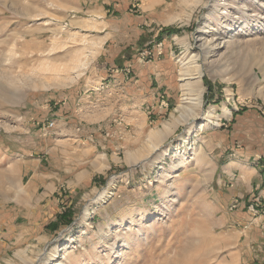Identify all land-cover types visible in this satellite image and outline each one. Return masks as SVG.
Listing matches in <instances>:
<instances>
[{"label":"rangeland","instance_id":"rangeland-1","mask_svg":"<svg viewBox=\"0 0 264 264\" xmlns=\"http://www.w3.org/2000/svg\"><path fill=\"white\" fill-rule=\"evenodd\" d=\"M230 35L235 42L226 45ZM185 61L190 96L201 93L198 115L186 120L188 110L179 108L189 106L182 87L188 80L180 79ZM136 68L168 70L175 97L133 142L123 141L134 118L110 115L89 125L105 137L89 153L94 184L78 195L72 222L20 258L27 264H264V244L255 249L247 242L248 227L264 223L263 201L247 205L261 220L239 225L221 218L215 201L216 165L248 152L244 159L264 168V0H0V177L19 180L16 166L8 172L7 165L17 148L37 144L26 130L43 105L100 87L115 70L129 78ZM90 100L96 109L100 99ZM224 108L231 110L227 117ZM207 111L220 115L219 125L199 127ZM44 120L43 129L54 131L55 120ZM137 147L151 151L136 153Z\"/></svg>","mask_w":264,"mask_h":264},{"label":"crops","instance_id":"crops-1","mask_svg":"<svg viewBox=\"0 0 264 264\" xmlns=\"http://www.w3.org/2000/svg\"><path fill=\"white\" fill-rule=\"evenodd\" d=\"M159 70L136 68L129 78L115 70L100 87L84 89L78 94L73 90L57 102L43 105L45 110L40 114L43 118L34 116L26 130V135L37 144L28 151L17 148L7 165L8 172L11 164L16 166L19 180L11 183L0 177V264L13 261L27 264V260L20 258L22 251L30 246L38 250L73 218L81 190L94 184L91 180L96 174L95 164L89 155L105 138L98 131L91 133L92 122L117 114L134 118L130 135L123 141L133 142L142 135L152 115L164 113L168 98L175 97V87L164 76L169 71ZM91 98L100 99L96 109L91 107ZM84 112L89 113L85 118ZM45 118L55 120L54 131L43 129ZM81 121L85 130H76ZM111 141L118 142L116 138ZM148 150L151 151L145 147L140 153L141 148L137 147L136 153ZM247 153H243L245 158ZM239 156L240 153L215 168V201L220 217L231 218L238 225L239 221L244 223L250 218L261 220L257 210L251 212L247 208L250 202L262 200L264 206V168L252 167ZM258 225L261 228L248 227L247 242H252L255 249L264 244V239L256 236H264V223Z\"/></svg>","mask_w":264,"mask_h":264},{"label":"bare ground","instance_id":"bare-ground-1","mask_svg":"<svg viewBox=\"0 0 264 264\" xmlns=\"http://www.w3.org/2000/svg\"><path fill=\"white\" fill-rule=\"evenodd\" d=\"M259 3V2H258ZM244 7H245V4L244 3H242V7H241V10L242 9H244ZM235 35H230L228 38H227V40L225 41V43H226V45H230V44H232V43H234L235 42ZM223 40V39H222ZM212 43V42H211ZM95 45L96 44H93V46L91 47V49H93V48H95ZM208 45V43H207V41H203L202 43H201V45H200V48L201 49H204V53L206 54H208V53H210L211 52V48L208 50H206V46ZM223 45V44H222ZM218 46H219V43L217 42L215 45H213L212 44V47L215 49V47H216V49L218 48ZM206 47V48H205ZM214 50L215 51V53H214V55L216 54V52H217V50ZM192 56H195V54H192ZM180 79L182 80V81H184L185 79L186 80H188V81H186V82H184V83H182V87H183V89H184V93H185V95H189V97L187 98L188 99V103H189V106H187V105H183V104H179V108H180V110L181 111H185L186 109L188 110V113H186V114H182L183 115V118L182 119H185L186 117H188L189 119H194L195 118V116L196 115H198L197 113H195V111H193L194 109L196 110V109H201V93H197V94H193L192 96H190V93H191V91H193L192 89H191V84H190V82H189V78H191L192 76L189 74L190 73V70L188 69V66H187V61H185V62H183L182 64H181V69H180ZM189 71V72H188ZM196 77V76H195ZM203 114V115H202ZM201 115H202V123H201V125L199 126L200 128H203L206 124H209V123H214V125L215 126H217V125H219L218 124V120H219V117H220V115H218V114H215V113H213V112H210V111H207V112H203ZM231 114V110L230 109H228V108H224L223 109V115H225V116H227V115H230ZM188 118H186V119H188ZM185 119V120H186ZM155 148V147H154ZM193 157V156H192ZM171 167H173V165H171ZM57 264H60V263H57Z\"/></svg>","mask_w":264,"mask_h":264},{"label":"built area","instance_id":"built-area-1","mask_svg":"<svg viewBox=\"0 0 264 264\" xmlns=\"http://www.w3.org/2000/svg\"><path fill=\"white\" fill-rule=\"evenodd\" d=\"M51 126H53V123H49L48 127H51ZM233 207H234V204H233ZM249 209H250V211H251V212H254V211H256V210L253 208V206H252V205H251V206H249Z\"/></svg>","mask_w":264,"mask_h":264},{"label":"trees","instance_id":"trees-1","mask_svg":"<svg viewBox=\"0 0 264 264\" xmlns=\"http://www.w3.org/2000/svg\"><path fill=\"white\" fill-rule=\"evenodd\" d=\"M162 32H165V31H162ZM160 36H161V34H160ZM71 222H72V219H70L65 225H69Z\"/></svg>","mask_w":264,"mask_h":264}]
</instances>
